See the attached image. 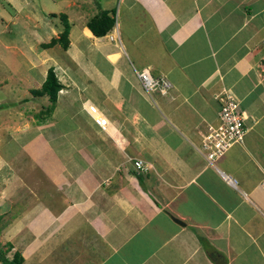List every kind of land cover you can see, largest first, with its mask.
Wrapping results in <instances>:
<instances>
[{
	"label": "crops",
	"instance_id": "crops-1",
	"mask_svg": "<svg viewBox=\"0 0 264 264\" xmlns=\"http://www.w3.org/2000/svg\"><path fill=\"white\" fill-rule=\"evenodd\" d=\"M1 1L14 14L0 2V22L24 14L30 29L29 40L3 45L20 65L13 85L0 78L11 94L0 99L5 256L264 264V0H58V11L42 13ZM98 11L113 19L102 36L86 27ZM50 13L66 17L65 47L44 46L62 28ZM131 65L165 76L171 89L147 95ZM48 67L61 87L38 119L49 102L29 90ZM222 91L239 102L245 133L209 165L194 146Z\"/></svg>",
	"mask_w": 264,
	"mask_h": 264
},
{
	"label": "built area",
	"instance_id": "built-area-1",
	"mask_svg": "<svg viewBox=\"0 0 264 264\" xmlns=\"http://www.w3.org/2000/svg\"><path fill=\"white\" fill-rule=\"evenodd\" d=\"M131 68L141 89L147 95L156 92L164 96L171 89L172 85L165 76L153 75L148 67L136 68L131 65ZM217 99L218 109L215 122L205 125L204 130L200 132L198 145L194 146V150L209 165H213L229 147L241 143L245 133V115L236 98L228 91H222L217 95ZM93 121L99 127L104 128L105 120L101 116H94ZM133 166L136 170H140L143 168V162L135 159ZM259 185L264 191V177Z\"/></svg>",
	"mask_w": 264,
	"mask_h": 264
},
{
	"label": "rangeland",
	"instance_id": "rangeland-1",
	"mask_svg": "<svg viewBox=\"0 0 264 264\" xmlns=\"http://www.w3.org/2000/svg\"><path fill=\"white\" fill-rule=\"evenodd\" d=\"M0 2L2 1L0 0ZM26 2H28L27 6H25ZM20 3L23 5L24 8L27 9L33 8L37 10L39 13H42L44 9L56 12L60 8V4L58 0H20ZM2 5H3L2 7L5 8L9 13L14 14L13 10H11L4 2H2ZM0 12H1V6H0ZM48 21L55 23L57 26L59 25L58 18H54V19L48 18ZM11 38H13V40L15 41H19L21 39L29 40L30 29L26 19L24 18V14H21L18 17L16 24L0 22V78L2 80H5L7 85H13V81L11 78V76H13L12 71L16 70V68L18 69L20 66L19 63H17L14 59H12V56L10 55L9 51L3 47L5 42H8V40ZM21 66H23L22 63ZM9 97H11L9 88L7 86H4V88L0 89V99L9 98ZM46 106L44 107L45 108L44 111L40 110L38 112L36 118L39 119L43 113L45 115L49 113V111L46 110ZM1 112H0V117L2 116Z\"/></svg>",
	"mask_w": 264,
	"mask_h": 264
},
{
	"label": "trees",
	"instance_id": "trees-1",
	"mask_svg": "<svg viewBox=\"0 0 264 264\" xmlns=\"http://www.w3.org/2000/svg\"><path fill=\"white\" fill-rule=\"evenodd\" d=\"M50 17H57L62 28L60 33L56 38H51L48 43L44 46H51L55 43H59L62 47L67 45V33H68V23L66 17L63 13H50ZM113 19L107 15L105 11H98L97 14L90 17L86 21V27L89 29L92 35L102 36L104 35L112 26ZM61 85L55 77L52 67L46 69L45 78L41 83L39 88L30 89L29 93L31 96H46L49 104L46 106L47 111H51L56 98V93L60 89ZM21 257L17 252H14L10 258L5 256L4 250L0 248V263L1 264H20Z\"/></svg>",
	"mask_w": 264,
	"mask_h": 264
},
{
	"label": "water",
	"instance_id": "water-1",
	"mask_svg": "<svg viewBox=\"0 0 264 264\" xmlns=\"http://www.w3.org/2000/svg\"><path fill=\"white\" fill-rule=\"evenodd\" d=\"M176 222H179L177 219H175Z\"/></svg>",
	"mask_w": 264,
	"mask_h": 264
}]
</instances>
